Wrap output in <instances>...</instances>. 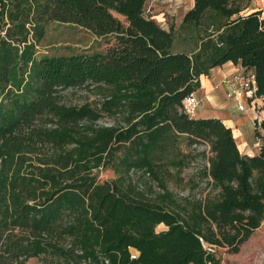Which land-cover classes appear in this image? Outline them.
Masks as SVG:
<instances>
[{"label":"trees","instance_id":"1","mask_svg":"<svg viewBox=\"0 0 264 264\" xmlns=\"http://www.w3.org/2000/svg\"><path fill=\"white\" fill-rule=\"evenodd\" d=\"M250 1L194 0L166 30L149 0H0V264H222L218 248L241 250L264 222V115L247 155L183 101L232 61L253 70L264 111V19ZM50 22L114 42L39 55ZM77 89L94 99L67 104ZM200 145L207 190L177 199L167 183Z\"/></svg>","mask_w":264,"mask_h":264},{"label":"rangeland","instance_id":"2","mask_svg":"<svg viewBox=\"0 0 264 264\" xmlns=\"http://www.w3.org/2000/svg\"><path fill=\"white\" fill-rule=\"evenodd\" d=\"M152 8L154 12H164L167 14L170 23L178 26V16L180 17L182 13L186 10L184 9L186 5L182 7L180 13L172 15L168 11V6L166 1H154L152 2ZM177 14V13H176ZM114 42L113 36L111 37H97L92 32L84 29L83 27L60 23V22H50L47 26V34L41 45L39 46V55H53V54H71V53H95L100 51H105L111 43ZM64 101L67 104L79 105L87 100H93L94 96L88 93L87 90L77 89L68 90L64 92ZM109 120L102 119L99 123L105 124ZM197 148V147H196ZM204 150H208L205 145H200L197 150L192 151L187 160L185 167L179 171L174 170V177H172L167 185L168 188L174 193L177 199L183 200V198H195L200 197L207 190L205 186V181L199 174L202 166L207 161V153ZM99 179L101 181L111 179L113 173L110 170H99ZM166 229L164 224L157 226V230L161 231ZM259 245L253 249L241 254L231 253L223 248H218L216 255L221 258L222 264H242L244 257L248 254H252V260L254 264H258L260 261L259 253L264 251V232L259 233ZM252 250L254 252H252ZM245 255V256H244ZM26 264H43L38 260V258H30Z\"/></svg>","mask_w":264,"mask_h":264},{"label":"crops","instance_id":"3","mask_svg":"<svg viewBox=\"0 0 264 264\" xmlns=\"http://www.w3.org/2000/svg\"><path fill=\"white\" fill-rule=\"evenodd\" d=\"M160 1H166L169 13L176 16L180 13L182 7L186 5L184 6L185 8L183 7L186 10L180 17L178 16V25L181 23L185 12L194 6V0H185L182 7L176 9L175 12L171 9V4L169 3L170 0ZM246 11H261V16L264 19V0H251ZM156 13L163 12L160 11ZM244 70L253 72L252 69H247L240 63L229 61L223 65L214 67L208 75L202 76L201 86L195 92V95L201 100L195 117L221 119L233 130L240 151L243 154L255 155L260 150L262 140L255 135L256 122L254 110L249 108L247 111H240L234 102L228 99V86L223 83L224 77L231 76L236 72ZM258 103L260 104V107H262L263 100H259ZM260 232H264V222L254 232L252 237L242 245L240 250L241 254H245V252L257 247L256 245H259L258 243L261 240L259 238ZM253 250L252 252H254ZM242 264H254L252 254H248V256L244 257Z\"/></svg>","mask_w":264,"mask_h":264},{"label":"built area","instance_id":"4","mask_svg":"<svg viewBox=\"0 0 264 264\" xmlns=\"http://www.w3.org/2000/svg\"><path fill=\"white\" fill-rule=\"evenodd\" d=\"M158 0H149V3L146 8V14L151 15L159 25L166 30H169L171 23L168 20L166 13H156L152 8V2ZM185 0H170L171 9L176 12V9L181 8ZM223 83L228 86L227 97L234 102L236 107L240 111H247L249 108H252L255 113V122L260 123L263 118L264 111L260 104L259 100H262L260 96L257 95V81L253 72L250 71H240L236 72L231 76H226L223 78ZM201 103V100L192 93L188 95L184 101V110L187 114L192 117H195L197 114L198 107ZM133 257L138 255L136 250H132ZM260 261L258 264H264V251L259 253Z\"/></svg>","mask_w":264,"mask_h":264}]
</instances>
